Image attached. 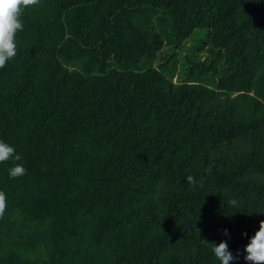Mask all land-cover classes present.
Returning a JSON list of instances; mask_svg holds the SVG:
<instances>
[{
    "label": "trees",
    "instance_id": "trees-1",
    "mask_svg": "<svg viewBox=\"0 0 264 264\" xmlns=\"http://www.w3.org/2000/svg\"><path fill=\"white\" fill-rule=\"evenodd\" d=\"M21 19L0 139L27 172L0 163V264H219L225 228L242 252L264 220V0H40Z\"/></svg>",
    "mask_w": 264,
    "mask_h": 264
},
{
    "label": "clouds",
    "instance_id": "clouds-1",
    "mask_svg": "<svg viewBox=\"0 0 264 264\" xmlns=\"http://www.w3.org/2000/svg\"><path fill=\"white\" fill-rule=\"evenodd\" d=\"M40 0H0V69L4 68L17 55L18 42L17 33L23 31L22 14L32 6H36ZM21 155L16 149L0 139V163L13 161L8 168L9 179H17L26 174L27 169L21 161ZM193 182V177L187 178ZM230 203H235L232 201ZM7 208V198L4 191L0 190V215H3ZM248 239L242 252L235 255L229 249L228 241L231 239L229 229H223V236L226 238L218 244L213 243L211 249L219 264H264V220L259 222V228L254 235L248 236L247 232L242 233Z\"/></svg>",
    "mask_w": 264,
    "mask_h": 264
}]
</instances>
